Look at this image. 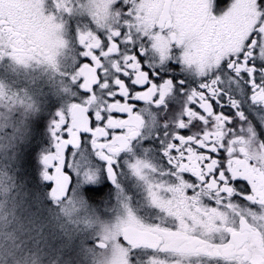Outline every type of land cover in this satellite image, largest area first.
<instances>
[{
	"label": "snow or ice",
	"instance_id": "obj_1",
	"mask_svg": "<svg viewBox=\"0 0 264 264\" xmlns=\"http://www.w3.org/2000/svg\"><path fill=\"white\" fill-rule=\"evenodd\" d=\"M25 205L0 264H264V0H0V229Z\"/></svg>",
	"mask_w": 264,
	"mask_h": 264
},
{
	"label": "clouds",
	"instance_id": "obj_2",
	"mask_svg": "<svg viewBox=\"0 0 264 264\" xmlns=\"http://www.w3.org/2000/svg\"><path fill=\"white\" fill-rule=\"evenodd\" d=\"M27 205L24 206V210L18 211L17 215L20 217L19 222H13L6 229H0V245L5 247L19 246L26 242L29 233L26 231L28 225L24 219V211L27 210ZM23 225V227H21ZM14 232L16 239L15 241H10L7 239V233Z\"/></svg>",
	"mask_w": 264,
	"mask_h": 264
},
{
	"label": "rangeland",
	"instance_id": "obj_3",
	"mask_svg": "<svg viewBox=\"0 0 264 264\" xmlns=\"http://www.w3.org/2000/svg\"><path fill=\"white\" fill-rule=\"evenodd\" d=\"M42 88H46V85L43 84V83H37V85H36V90H40V89H42ZM45 90H46V89H45Z\"/></svg>",
	"mask_w": 264,
	"mask_h": 264
},
{
	"label": "flooded vegetation",
	"instance_id": "obj_4",
	"mask_svg": "<svg viewBox=\"0 0 264 264\" xmlns=\"http://www.w3.org/2000/svg\"><path fill=\"white\" fill-rule=\"evenodd\" d=\"M226 2H227V0H226ZM47 90V89H46Z\"/></svg>",
	"mask_w": 264,
	"mask_h": 264
}]
</instances>
